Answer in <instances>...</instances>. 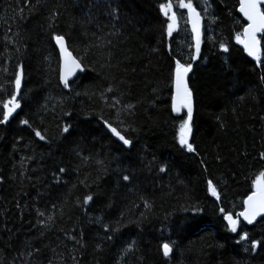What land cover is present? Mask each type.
Masks as SVG:
<instances>
[{"label":"trees","instance_id":"16d2710c","mask_svg":"<svg viewBox=\"0 0 264 264\" xmlns=\"http://www.w3.org/2000/svg\"><path fill=\"white\" fill-rule=\"evenodd\" d=\"M165 2L0 0V119L22 70L21 108L0 124V264H264V247L245 251L264 241V217L232 233L219 211L235 218L264 171V66L236 43L238 0H209L194 61L185 10L174 6L168 37ZM192 2L205 16L207 4ZM56 34L87 69L68 89ZM175 59L193 65L191 153L176 139L187 112L171 107Z\"/></svg>","mask_w":264,"mask_h":264},{"label":"snow or ice","instance_id":"6c2138e0","mask_svg":"<svg viewBox=\"0 0 264 264\" xmlns=\"http://www.w3.org/2000/svg\"><path fill=\"white\" fill-rule=\"evenodd\" d=\"M174 6L178 9L187 10L186 23L191 25L192 40L194 41L195 48L191 60L194 61L199 57L201 51V13L193 6L192 0H167L165 3H160V12L167 20L166 33L168 37H172L173 32L176 31L178 27V14L176 11H173ZM108 7L111 8V4H109ZM204 11L206 12L207 8H205ZM238 11L242 14L247 23L243 25L242 33H236V43L243 45V49L247 53V56L255 60L258 67L264 66V59H262L261 51V39H264V35L258 39V34H264V0H239ZM54 15H56V13H54ZM180 19H184L183 13H180ZM52 39L59 46L60 51L61 63L59 80L63 84V87L68 89L70 88V77L75 76L77 72H84L87 69L84 66L82 59L73 57L71 52H69L65 44L64 35L56 34L53 35ZM220 47L224 52L229 51V48L224 43H221ZM192 71V63H184L180 59H175L174 68H172L170 72L173 88L171 96L172 111L180 113L181 110L186 109L187 112L186 118H183L179 124L176 139L180 146L186 148L190 153L196 151L193 144L189 143L193 120V91L190 89L188 81L189 74ZM260 80L264 83V75L260 77ZM21 81L22 70L15 73V91L10 94L8 99L3 100L2 119H0V124L9 122L10 117L13 116L17 109L21 108V101L18 98L21 91ZM108 91H112V89L109 88ZM20 123L31 127L29 120L27 119H22ZM105 125L113 136L122 141L123 145L131 147L132 140L122 135L117 127H113L108 121H105ZM32 130L39 140L44 141L46 139L41 130L36 128H33ZM61 131L62 133H68L70 131V126H64ZM261 159H264V153H261ZM98 163L101 162L98 161ZM59 171L65 172V169L60 168ZM160 171L163 172L165 169L162 167ZM122 178L124 181H129L131 179L129 175H123ZM208 188L212 196L219 200L220 197L212 181L208 182ZM252 189L251 193L243 200V210L236 213L235 218L232 212L226 211L223 207L219 209L223 219L227 221L229 231L232 233L238 232V226L241 224L240 218H243V221H247L248 224H252L257 217H264V171H261L252 181ZM90 201H93L92 194L85 196L83 204L87 205ZM145 207H148V205L145 204ZM195 211H200V209L197 208ZM40 215H43V213H40ZM48 219L51 220L52 218L48 217ZM238 235L239 240L237 243L249 240V234L247 232H243L242 234L238 233ZM108 239H112V237H108ZM258 245L264 247V241L252 240L250 248L246 247L245 251L256 252ZM162 250L164 257H168L173 251L171 243H163Z\"/></svg>","mask_w":264,"mask_h":264},{"label":"bare ground","instance_id":"6f19581e","mask_svg":"<svg viewBox=\"0 0 264 264\" xmlns=\"http://www.w3.org/2000/svg\"><path fill=\"white\" fill-rule=\"evenodd\" d=\"M196 10H197V8H196ZM198 11V10H197ZM199 12V11H198ZM185 14H186V17H187V13L185 12ZM188 26H189V24H188ZM189 29H190V31H191V28H190V26H189ZM65 44H66V41H65ZM55 45H56V42H55ZM67 46V45H66ZM56 48H57V51H58V54H59V59H60V51H59V49H58V47H57V45H56ZM243 49V48H242ZM244 50V49H243ZM69 52H71V51H69ZM71 54H72V56L73 57H75L74 55H73V53L71 52ZM60 63H61V60H60ZM59 69H60V67H59ZM80 73H83V72H78L74 77H72V78H70V81L71 80H73V79H75L76 78V76L78 75V74H80ZM106 130L110 133V135L116 140V141H118L119 143H121L122 145H123V143H122V141H120L119 139H117L116 137H114L113 135H112V133L109 131V129L106 127ZM125 146V145H124ZM127 147V146H126Z\"/></svg>","mask_w":264,"mask_h":264},{"label":"water","instance_id":"95a60500","mask_svg":"<svg viewBox=\"0 0 264 264\" xmlns=\"http://www.w3.org/2000/svg\"><path fill=\"white\" fill-rule=\"evenodd\" d=\"M238 9H239V6H238ZM238 13L242 16V14L238 11ZM243 17V16H242ZM245 20V19H244ZM246 21V20H245ZM247 22V21H246ZM190 28H191V25L189 24ZM201 30H202V21H201ZM259 35V34H258ZM57 45V44H56ZM242 48H243V45L239 44ZM58 49H59V46L57 45ZM78 73V72H77ZM74 77V76H73ZM72 78V77H70ZM186 110V109H185ZM110 131V130H109ZM115 137V136H114ZM117 138V137H116ZM118 139V138H117ZM260 217H257L256 220L252 223V224H248L247 221H243V218H241V220L246 223L247 225H253Z\"/></svg>","mask_w":264,"mask_h":264},{"label":"rangeland","instance_id":"374dc122","mask_svg":"<svg viewBox=\"0 0 264 264\" xmlns=\"http://www.w3.org/2000/svg\"><path fill=\"white\" fill-rule=\"evenodd\" d=\"M208 2H209V0H207V11L205 12L204 11V13H205V16H203L205 19H207V20H209L210 18H209V15H211V10H210V8H209V6H208Z\"/></svg>","mask_w":264,"mask_h":264}]
</instances>
